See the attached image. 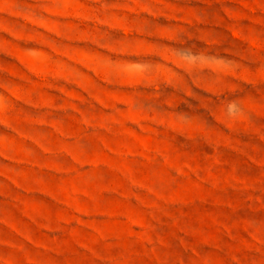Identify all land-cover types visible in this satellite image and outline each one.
Here are the masks:
<instances>
[{"label": "rangeland", "instance_id": "374dc122", "mask_svg": "<svg viewBox=\"0 0 264 264\" xmlns=\"http://www.w3.org/2000/svg\"><path fill=\"white\" fill-rule=\"evenodd\" d=\"M0 264H264V0H0Z\"/></svg>", "mask_w": 264, "mask_h": 264}, {"label": "clouds", "instance_id": "9594fccd", "mask_svg": "<svg viewBox=\"0 0 264 264\" xmlns=\"http://www.w3.org/2000/svg\"><path fill=\"white\" fill-rule=\"evenodd\" d=\"M234 108H235V105H230L229 106V112L232 113Z\"/></svg>", "mask_w": 264, "mask_h": 264}]
</instances>
